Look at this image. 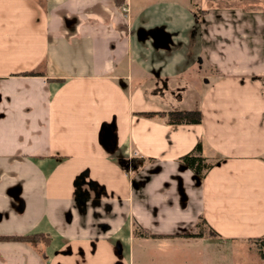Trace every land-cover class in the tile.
Listing matches in <instances>:
<instances>
[{"label":"crops","instance_id":"obj_1","mask_svg":"<svg viewBox=\"0 0 264 264\" xmlns=\"http://www.w3.org/2000/svg\"><path fill=\"white\" fill-rule=\"evenodd\" d=\"M226 1L0 0V238L48 239L0 264H264V10L235 32ZM199 218L214 240L183 236Z\"/></svg>","mask_w":264,"mask_h":264},{"label":"trees","instance_id":"obj_2","mask_svg":"<svg viewBox=\"0 0 264 264\" xmlns=\"http://www.w3.org/2000/svg\"><path fill=\"white\" fill-rule=\"evenodd\" d=\"M119 6V4H117ZM195 9V8H194ZM193 10V9H192ZM194 12V11H193ZM26 75H30L26 74ZM152 113H146L147 117H150ZM163 119H165L168 125H198L201 123L202 114L200 111H185V112H169L161 114ZM177 162L185 169L190 170L196 177L201 179L204 172H207L212 168V164L207 163L206 159L201 155V147L198 143L189 153L181 156L177 159ZM200 223L202 226L205 224L203 219L200 218ZM199 225V224H198ZM132 233L134 236L138 237H148L150 234L145 232L142 228L137 225L133 226ZM211 234V232H209ZM202 234L186 233L183 234L185 237L200 238ZM42 236H24V237H6L0 238L6 241H17L25 244L33 245L35 241H39ZM254 244L255 249L261 260L264 261V237L249 240ZM48 239L43 240V245H47Z\"/></svg>","mask_w":264,"mask_h":264},{"label":"rangeland","instance_id":"obj_3","mask_svg":"<svg viewBox=\"0 0 264 264\" xmlns=\"http://www.w3.org/2000/svg\"><path fill=\"white\" fill-rule=\"evenodd\" d=\"M209 7H211V9H217L220 12L229 13V11H231L232 13H235L231 17V19H226L225 21H227L228 23H231V26L230 27H233V30L235 32H238L237 30L241 26L247 25V23H249V22L254 23V19H256L253 16H251L252 18L248 17L247 15L246 16H243V14L249 13L251 11H256V10H259V11L264 10V0H258L257 2H250V1H247L246 2V1H241V0H228V1L223 2V3H220V4H210V5H208V8ZM195 10H196V13L198 15H201L203 13V11H200V7L197 4L195 6ZM210 38L212 39V42H214V41L217 40V38L214 35H211ZM202 72H203V70H202ZM202 76L203 75L200 74V77L201 78H202ZM201 80L202 79H200V81L198 83L199 88H201V86H202ZM192 230H193L192 232L194 234H196V233L197 234L198 233L199 234H202L201 235L202 237L199 238V239H201V241H207L209 238L214 240V238H215L213 235H210L209 232L206 229L203 228L202 223H200V218L195 223V225H194V227H193ZM251 244L254 246L253 243H251ZM34 245L35 246H42L43 244H42V241H35ZM204 245L206 246V244H204ZM246 249L247 248H245L244 250H246ZM217 252H219V250H217V249L215 250V246H213L211 249L209 247V251L207 253H209L210 257L214 261H216V258H214L213 256L215 254H217ZM182 258H183V254H182V252H180L179 255H178L179 262L182 261ZM182 264H185V262L182 261Z\"/></svg>","mask_w":264,"mask_h":264},{"label":"water","instance_id":"obj_4","mask_svg":"<svg viewBox=\"0 0 264 264\" xmlns=\"http://www.w3.org/2000/svg\"><path fill=\"white\" fill-rule=\"evenodd\" d=\"M108 128V130H107ZM109 132V133H108ZM99 140L101 141V144L105 147H113L114 143H115V134H114V125H105L104 127H102V129L100 130V137ZM76 189L79 190V192H77V198L79 197H86L87 195V191H81L80 187L83 185H86L88 187V189H92L91 187V183H85V181L83 180L82 176H80L77 180H76ZM20 193L19 189H13L11 190V192H9L10 196L12 197V199L17 203V210L18 211H22L23 209V202L19 199L18 195ZM86 193V195L84 194ZM83 199V198H82Z\"/></svg>","mask_w":264,"mask_h":264},{"label":"flooded vegetation","instance_id":"obj_5","mask_svg":"<svg viewBox=\"0 0 264 264\" xmlns=\"http://www.w3.org/2000/svg\"><path fill=\"white\" fill-rule=\"evenodd\" d=\"M107 130H108V128H107ZM109 133V132H108Z\"/></svg>","mask_w":264,"mask_h":264}]
</instances>
